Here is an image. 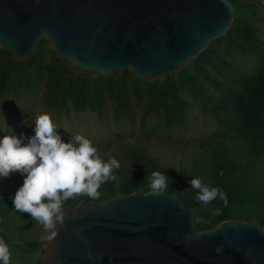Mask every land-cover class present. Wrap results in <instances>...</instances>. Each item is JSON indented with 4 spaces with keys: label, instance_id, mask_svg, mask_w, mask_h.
Segmentation results:
<instances>
[{
    "label": "trees",
    "instance_id": "1",
    "mask_svg": "<svg viewBox=\"0 0 264 264\" xmlns=\"http://www.w3.org/2000/svg\"><path fill=\"white\" fill-rule=\"evenodd\" d=\"M263 1L230 0L235 13L229 30L178 72L151 81L137 78L130 68L107 76L74 74L45 40L27 62L13 61L0 48V95L20 91L28 101L39 92L41 106L56 113L90 112L100 123L111 117L118 127L138 117L141 130L161 134L160 152L145 139L131 138L114 150L98 149L102 160L120 162L112 172L115 178L101 184L98 197L77 194L64 206L149 191L151 174L162 171L168 177L165 191L194 210L197 230L227 219L264 227ZM190 99L213 126L205 136L190 133ZM175 130L185 138L172 139ZM167 135L171 141L162 140ZM163 144L167 150L161 154ZM168 150L179 158L167 159ZM191 177L221 188L226 200L199 201ZM22 181L19 172L0 181V240L9 246L10 264H38L43 226L29 212L15 209L11 199Z\"/></svg>",
    "mask_w": 264,
    "mask_h": 264
},
{
    "label": "water",
    "instance_id": "2",
    "mask_svg": "<svg viewBox=\"0 0 264 264\" xmlns=\"http://www.w3.org/2000/svg\"><path fill=\"white\" fill-rule=\"evenodd\" d=\"M230 0H0V48L16 62L49 39L74 74L162 79L224 35ZM58 233L42 228L38 264H264V227L227 219L197 230L194 210L165 190L64 206Z\"/></svg>",
    "mask_w": 264,
    "mask_h": 264
},
{
    "label": "clouds",
    "instance_id": "3",
    "mask_svg": "<svg viewBox=\"0 0 264 264\" xmlns=\"http://www.w3.org/2000/svg\"><path fill=\"white\" fill-rule=\"evenodd\" d=\"M7 129L0 135V181L14 172L22 175V183L11 194L13 205L29 212L43 226L47 238L53 239L58 233L57 224H63L65 219L64 202L77 194L98 197L99 187L115 178L112 172L120 167V162L115 157L102 160L98 147L84 135L63 140L48 113L36 117L30 136H17L9 125ZM190 184L198 190L196 198L205 204L217 196L226 200L221 188L209 187L197 177H191ZM167 186L168 177L162 171L151 174L152 194L158 195ZM0 264H10V249L3 240Z\"/></svg>",
    "mask_w": 264,
    "mask_h": 264
},
{
    "label": "rangeland",
    "instance_id": "4",
    "mask_svg": "<svg viewBox=\"0 0 264 264\" xmlns=\"http://www.w3.org/2000/svg\"><path fill=\"white\" fill-rule=\"evenodd\" d=\"M43 40L46 41L47 47L53 48V44L49 39ZM41 113L50 114L52 120L57 125L56 131L65 141H68L72 137L71 135L81 134L91 139L98 149L108 148L114 150L125 138L134 140L145 139L149 141L151 147L159 149L160 152V146L157 142L160 140L161 134L159 136L158 133L155 134L148 130H141L138 117H135L132 124L130 123L118 127L111 117L106 118V124L100 123L97 121L95 115L90 112L75 114L70 110L65 114L56 113L41 106L39 92L28 101L22 98V93L20 91L17 93L11 91L6 95H0V129H3L0 130V135H4L9 131V129H7V125H9L11 131L17 136L20 134H24L26 137L30 136L33 134V122ZM187 116L191 122V134L199 137L205 136L212 131V124L202 115L196 103L191 99L187 110ZM4 118L7 125L4 123ZM169 136L172 139L185 138L184 136L178 138L176 130ZM170 137L167 135L163 137L162 140L166 142L171 141L172 139ZM165 144L168 145V143ZM166 145L164 146L163 144V147H161V154L167 150ZM167 155V159H170L172 162L179 158V153H176V151L173 153V151L168 150Z\"/></svg>",
    "mask_w": 264,
    "mask_h": 264
}]
</instances>
